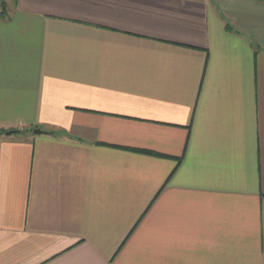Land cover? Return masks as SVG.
I'll list each match as a JSON object with an SVG mask.
<instances>
[{
	"label": "crops",
	"instance_id": "crops-1",
	"mask_svg": "<svg viewBox=\"0 0 264 264\" xmlns=\"http://www.w3.org/2000/svg\"><path fill=\"white\" fill-rule=\"evenodd\" d=\"M1 131L0 264H264V0H0Z\"/></svg>",
	"mask_w": 264,
	"mask_h": 264
},
{
	"label": "water",
	"instance_id": "water-1",
	"mask_svg": "<svg viewBox=\"0 0 264 264\" xmlns=\"http://www.w3.org/2000/svg\"><path fill=\"white\" fill-rule=\"evenodd\" d=\"M15 133H17V132H16V131H10V132L7 133V135H13V134H15ZM34 133H35V134H41L42 131H40V130H35Z\"/></svg>",
	"mask_w": 264,
	"mask_h": 264
},
{
	"label": "trees",
	"instance_id": "trees-1",
	"mask_svg": "<svg viewBox=\"0 0 264 264\" xmlns=\"http://www.w3.org/2000/svg\"><path fill=\"white\" fill-rule=\"evenodd\" d=\"M8 132L6 131H1L0 134H7ZM18 133V132H17Z\"/></svg>",
	"mask_w": 264,
	"mask_h": 264
}]
</instances>
